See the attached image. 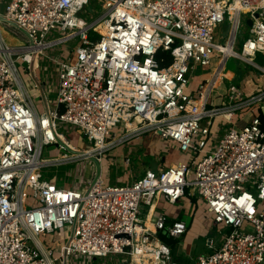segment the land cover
I'll use <instances>...</instances> for the list:
<instances>
[{"label":"built area","instance_id":"1","mask_svg":"<svg viewBox=\"0 0 264 264\" xmlns=\"http://www.w3.org/2000/svg\"><path fill=\"white\" fill-rule=\"evenodd\" d=\"M257 15V17H255ZM246 16L249 38L234 46ZM228 35L216 45V30ZM5 34L23 38L9 45ZM76 41L65 62L47 53ZM228 48L225 53L220 47ZM264 55V0H5L0 12V264H64L69 259L119 257L129 264H187L172 261L159 235L176 239L183 222L167 226L153 214L149 229L140 217L156 198L176 204L195 197L219 227L217 245L192 264H264V85L220 96L228 59L257 70ZM217 67L189 92L197 67ZM50 63L57 78L51 90L41 74ZM48 69L46 65H43ZM26 77V80L24 79ZM39 101V112L32 99ZM49 94L55 95L51 104ZM251 114L250 123L233 122ZM221 123L212 132L214 121ZM75 129L91 146L78 149L57 123ZM121 128L120 136L112 134ZM151 133L185 157L173 167L146 170L125 185L104 186L92 171L85 187L56 186L42 179L46 168L99 161L106 151ZM56 147L54 159L43 150ZM67 151V153H60ZM69 152V153H68ZM128 162V160L126 161ZM249 223L252 233L241 228ZM71 227L54 256L41 236ZM137 259V261H136Z\"/></svg>","mask_w":264,"mask_h":264},{"label":"rangeland","instance_id":"2","mask_svg":"<svg viewBox=\"0 0 264 264\" xmlns=\"http://www.w3.org/2000/svg\"><path fill=\"white\" fill-rule=\"evenodd\" d=\"M5 0H0V12L3 11V5H4ZM248 26H246V16H241V26L239 29V34H237V38H236V42H235V46H234V51L239 53L240 52V48L241 45L243 44V42L249 38V34H248ZM228 30H229V25L224 22L221 27H219L216 30V37L214 39V43L216 45H222L225 41V38L228 35ZM9 34H5L2 30H1V34L3 36V38L6 40V42L9 45H19L21 42H24L23 38H21L18 35H13L10 32H7ZM76 41L74 42H70L67 45H62L59 48H55L54 50L48 52V55H57L58 52L60 54V56L56 57V61L57 62H65L66 59L70 56V51L71 49L75 46ZM58 49V52L56 51ZM220 49H222L225 53H229L230 49L221 46ZM46 61H44V63H42L40 70H38V74H41V78L45 80L46 85L49 86V88L51 90L55 89L56 86L55 84L57 83V78L55 73H53V66L50 63H45ZM254 62L259 65V66H263L264 65V55H260L257 54L254 58ZM43 65H46V67L48 69H45ZM217 67V61H215L214 59L212 60L211 63V67H206V68H201V67H197L195 70H193L191 76V82L189 85V92H195L199 86V84H201L204 80L206 79H210V76H212V71H214ZM224 72L225 73H233L234 74V79L231 82L225 81L224 79L220 82L219 86L217 87L216 90L213 91V99H214V105L215 106H221L222 102L220 100V96H225L226 93L230 90L233 89V92H235L237 90V86L240 84V81L246 78V75L248 76L247 81L250 85H254V86H259V85H264V79H259L258 78V71L255 70L253 67L246 65L245 63L237 60V59H233L230 58L227 60L225 67H224ZM211 74V75H210ZM228 76V75H227ZM24 79L26 80V77H24ZM242 82V81H241ZM255 90V88L253 89ZM249 92V91H248ZM32 99L34 101V103L36 104L37 107H40V103L37 100L36 96L34 95V93H32ZM48 99L50 100L51 104L55 103V95L54 94H49ZM240 118V116H236L233 119V122L236 124L237 123V128L242 127L245 124H248L251 122V120L253 119V115L251 114H244L243 115V122H237L238 119ZM221 119L217 118L214 121L213 127H212V132H215L219 126V124L221 123ZM57 126L59 128V132L62 133L64 135V137L66 138L67 141H69V143L82 150V149H88L91 146L89 145V143L82 137L80 136L77 132H75V129L70 128L68 126H66L65 124L62 123H57ZM115 133L116 136H120L123 133V130L121 128L119 129H115L113 132H111L110 134H108L106 141L107 142H111L113 140L112 138V134ZM152 134L148 133L145 135H142L141 137V147H139V152H141V148H146L147 152L149 154H147L148 156H151L153 150L152 147L149 148V144H150V138H151ZM129 143V142H128ZM52 151V152H51ZM51 152V153H50ZM59 151L56 147H47L43 150L42 153V158H48L49 155L51 156H56V154H58ZM60 153H67V151H61ZM69 153V152H68ZM101 159L103 160V166L105 168L107 167H111L116 165V163L118 162H123L124 163V157L119 155V153L116 151L115 149H111L109 151H106L105 153L102 154ZM93 164H91L90 161H79L78 163H74V164H67V165H62L59 166L56 171H57V179L60 180V187L63 186V184L65 183V185L67 186H72V185H76L78 184L80 188L85 187V182H89L92 178V171H94V167H96V165L94 164V166H92ZM111 169H113V167H111ZM52 170V168H46L44 171H49ZM48 178V176H46ZM64 181V182H63ZM53 182V181H52ZM108 184H104V186H107ZM196 208V213L198 214V216H200L202 219L207 218L208 216H206L205 213V206L197 200V202L195 203V207ZM141 218V217H140ZM142 219V218H141ZM209 219V218H208ZM211 225H208V222H206V231L209 235L208 239H216L218 238L217 233L219 232V227H213L212 223H210ZM241 231L243 233H252L253 232V228L249 223H244ZM70 233H71V227L68 225H65L63 230H61L60 233H53V234H49V235H45V236H41V241L46 245V246H50L51 243H55L58 242L59 244L57 245L56 249H55V253L54 256L57 257L60 253V249L61 247L65 244L66 240L70 237ZM194 242V243H193ZM191 243H189V241L186 244H183V246H178L175 245L174 246V250L179 249V247H181L187 252L189 251V249H192V255L196 254L197 252H199L200 250H202L204 248L203 245V240L200 239H195L194 241ZM180 256H182V253H180ZM80 258H70L68 264H120L119 257H108L106 259H97V260H80L78 261ZM60 264V263H59Z\"/></svg>","mask_w":264,"mask_h":264},{"label":"crops","instance_id":"3","mask_svg":"<svg viewBox=\"0 0 264 264\" xmlns=\"http://www.w3.org/2000/svg\"><path fill=\"white\" fill-rule=\"evenodd\" d=\"M228 77L233 80L234 74L228 73ZM246 78H248L247 75ZM246 78L241 80L242 82L240 81L237 89L239 88L240 91L247 94L253 92V89H257L259 86L250 85ZM37 109L39 112H42L41 105L37 107ZM141 137L116 147V151L119 155L124 157V163H116V165L111 166L113 169H111V167L105 168L103 166V160L100 158L97 164L95 163L96 167H94L93 172H95L96 175H100L105 184L125 185L133 182L139 176H142L146 170L157 172L168 167H173L180 161H184L185 157L179 153L177 147L168 146L161 139L153 135L150 138L149 144V148L152 147L153 150L151 156L147 155L149 153L144 147L141 148V152H139V147H141L142 143ZM57 155L58 154H56V156L49 155V157L45 159H54ZM127 160L128 162H126ZM58 167L59 166L50 167L52 170L47 172L43 171L42 179L60 187L61 181L56 177V169ZM46 176H48V178ZM63 186H66L65 183ZM190 198H194V202H192ZM196 202L197 199L195 197H190L188 195L180 199L176 204L167 203L163 198L158 197L155 199L150 211L145 207L141 209L142 220L145 221V223L149 220L150 225L151 216L157 213H163L167 216L166 225L168 227L175 222H183L186 225V232L179 238L173 239L164 233L159 235L160 241L170 248L173 262L192 264L193 260L198 255L209 252L206 247L207 241L212 240L217 245L218 238L208 239L209 235L205 229L206 222H208L209 226L211 225V217L206 213V210L205 213L206 216H208L207 218L204 217V219H202L198 216L196 208H194ZM197 238L203 240L204 248L196 254L192 255V249L186 252L184 247L183 249L179 247V249L174 250L175 245L183 246V244H186L188 241L192 244ZM180 253H182V256H180Z\"/></svg>","mask_w":264,"mask_h":264},{"label":"bare ground","instance_id":"4","mask_svg":"<svg viewBox=\"0 0 264 264\" xmlns=\"http://www.w3.org/2000/svg\"><path fill=\"white\" fill-rule=\"evenodd\" d=\"M3 37V36H2ZM4 39V38H3ZM5 40V39H4ZM228 49H230V46L228 47ZM213 72V71H212ZM211 75V74H210ZM211 77V76H210ZM146 225H147V227L149 228V229H152V226L149 224V220H148V222L146 223ZM136 261H137V259H136ZM68 264L66 261H64V264ZM142 264H153V263H150V262H144V263H142Z\"/></svg>","mask_w":264,"mask_h":264},{"label":"water","instance_id":"5","mask_svg":"<svg viewBox=\"0 0 264 264\" xmlns=\"http://www.w3.org/2000/svg\"><path fill=\"white\" fill-rule=\"evenodd\" d=\"M255 17H257V15H255ZM246 24H247L248 26H251V21L248 20V21L246 22ZM92 161H93L94 163L97 164V160H95L94 158H92ZM65 264H66V263H65ZM120 264H129V262H128V261H127V262H122V263H120Z\"/></svg>","mask_w":264,"mask_h":264},{"label":"trees","instance_id":"6","mask_svg":"<svg viewBox=\"0 0 264 264\" xmlns=\"http://www.w3.org/2000/svg\"><path fill=\"white\" fill-rule=\"evenodd\" d=\"M262 121H264V119H262ZM190 199L192 200V202H194V200H195L194 198H190Z\"/></svg>","mask_w":264,"mask_h":264}]
</instances>
